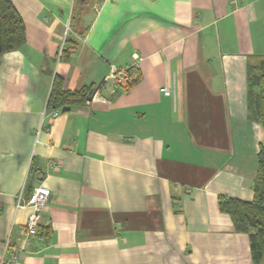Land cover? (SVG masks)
I'll return each instance as SVG.
<instances>
[{
	"label": "crops",
	"instance_id": "0c3cea01",
	"mask_svg": "<svg viewBox=\"0 0 264 264\" xmlns=\"http://www.w3.org/2000/svg\"><path fill=\"white\" fill-rule=\"evenodd\" d=\"M11 1L26 44L0 55V259L30 212L17 195L44 185L19 264H254L219 202L254 196L264 0H95L74 21L76 0ZM55 76L93 99L46 118Z\"/></svg>",
	"mask_w": 264,
	"mask_h": 264
},
{
	"label": "trees",
	"instance_id": "16d2710c",
	"mask_svg": "<svg viewBox=\"0 0 264 264\" xmlns=\"http://www.w3.org/2000/svg\"><path fill=\"white\" fill-rule=\"evenodd\" d=\"M95 0H76L72 21L79 20L85 10L94 5ZM26 44L25 24L11 0H0V55L18 51ZM74 47V46H73ZM74 49V48H72ZM70 51L63 48L61 58ZM131 80L125 85L133 86L139 77L130 69ZM248 101L254 120L264 130V60L248 66ZM93 87H83L76 91L65 89V81L55 76L47 109L68 111L71 107L85 105L93 95ZM258 167L254 179V196L251 202L220 198L219 208L230 216L236 233L247 234L250 238L251 255L254 264H264V143L257 155ZM31 190L29 189L30 193Z\"/></svg>",
	"mask_w": 264,
	"mask_h": 264
},
{
	"label": "built area",
	"instance_id": "2783aa9c",
	"mask_svg": "<svg viewBox=\"0 0 264 264\" xmlns=\"http://www.w3.org/2000/svg\"><path fill=\"white\" fill-rule=\"evenodd\" d=\"M69 27L67 28V31ZM121 69L115 65L111 66L106 79L114 82L117 86L126 85L131 80L130 69ZM161 91L166 96H171L172 92L168 88H162ZM61 113L58 109L44 112L46 118H56ZM51 191L44 185L35 186L30 193L23 188L16 197V207L18 209H29L25 224L20 228L22 237L18 242H12L9 237L5 241L4 252L0 259V264H19L23 253L27 251L32 238L40 233L42 210L49 201Z\"/></svg>",
	"mask_w": 264,
	"mask_h": 264
},
{
	"label": "water",
	"instance_id": "95a60500",
	"mask_svg": "<svg viewBox=\"0 0 264 264\" xmlns=\"http://www.w3.org/2000/svg\"><path fill=\"white\" fill-rule=\"evenodd\" d=\"M80 1H83V0H80ZM93 99V96H91L90 98H89V101H91Z\"/></svg>",
	"mask_w": 264,
	"mask_h": 264
},
{
	"label": "rangeland",
	"instance_id": "374dc122",
	"mask_svg": "<svg viewBox=\"0 0 264 264\" xmlns=\"http://www.w3.org/2000/svg\"><path fill=\"white\" fill-rule=\"evenodd\" d=\"M71 27V26H70Z\"/></svg>",
	"mask_w": 264,
	"mask_h": 264
}]
</instances>
